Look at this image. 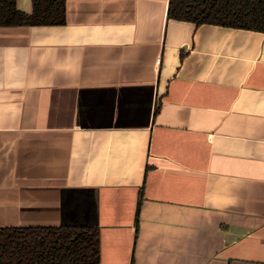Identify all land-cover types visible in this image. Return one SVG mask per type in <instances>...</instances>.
Masks as SVG:
<instances>
[{
  "label": "crops",
  "instance_id": "1",
  "mask_svg": "<svg viewBox=\"0 0 264 264\" xmlns=\"http://www.w3.org/2000/svg\"><path fill=\"white\" fill-rule=\"evenodd\" d=\"M167 6L0 27V228H97L99 264H264V34Z\"/></svg>",
  "mask_w": 264,
  "mask_h": 264
},
{
  "label": "trees",
  "instance_id": "2",
  "mask_svg": "<svg viewBox=\"0 0 264 264\" xmlns=\"http://www.w3.org/2000/svg\"><path fill=\"white\" fill-rule=\"evenodd\" d=\"M31 3L26 15L16 9V0H0V27L64 25L65 0ZM167 19L264 34V0H168ZM99 262L97 228H0V264Z\"/></svg>",
  "mask_w": 264,
  "mask_h": 264
}]
</instances>
